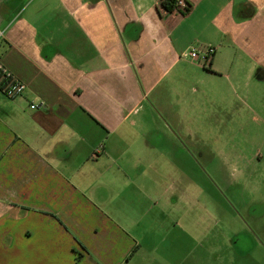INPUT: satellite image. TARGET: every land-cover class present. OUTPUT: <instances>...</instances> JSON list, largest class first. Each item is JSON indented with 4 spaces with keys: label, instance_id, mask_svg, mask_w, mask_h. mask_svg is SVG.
Masks as SVG:
<instances>
[{
    "label": "crops",
    "instance_id": "crops-1",
    "mask_svg": "<svg viewBox=\"0 0 264 264\" xmlns=\"http://www.w3.org/2000/svg\"><path fill=\"white\" fill-rule=\"evenodd\" d=\"M162 2L0 0V56L27 85L0 89V264H264V245L180 209L206 190L162 191L155 160L186 134L173 108L197 72L249 59L264 80V0ZM208 45V67L182 56Z\"/></svg>",
    "mask_w": 264,
    "mask_h": 264
},
{
    "label": "rangeland",
    "instance_id": "rangeland-1",
    "mask_svg": "<svg viewBox=\"0 0 264 264\" xmlns=\"http://www.w3.org/2000/svg\"><path fill=\"white\" fill-rule=\"evenodd\" d=\"M250 61L236 60L239 72L232 70L228 80L197 72L204 82L187 88L189 105L173 108L186 134L173 140L174 155L163 151L155 160L161 169L168 167L159 171L162 191L166 181L178 180L193 192L206 190L200 202L191 197L178 202L180 209L185 205L191 213L216 217L226 236L250 240L251 246L264 245V80L250 72ZM167 206L162 201L154 209ZM252 254L250 258L262 259L260 251Z\"/></svg>",
    "mask_w": 264,
    "mask_h": 264
},
{
    "label": "built area",
    "instance_id": "built-area-1",
    "mask_svg": "<svg viewBox=\"0 0 264 264\" xmlns=\"http://www.w3.org/2000/svg\"><path fill=\"white\" fill-rule=\"evenodd\" d=\"M175 10H179L183 13L190 11V5L187 0H174ZM3 33L0 31V35ZM216 52V47L213 45H208L204 48L191 47L182 53L183 57L189 58L191 61L198 63L204 67H208L211 60ZM27 88L25 82L20 80L16 75H14L4 64L0 56V89L9 98H15L22 95ZM33 110L42 109L45 107L44 102H34L30 105Z\"/></svg>",
    "mask_w": 264,
    "mask_h": 264
},
{
    "label": "trees",
    "instance_id": "trees-1",
    "mask_svg": "<svg viewBox=\"0 0 264 264\" xmlns=\"http://www.w3.org/2000/svg\"><path fill=\"white\" fill-rule=\"evenodd\" d=\"M162 5L167 10H174V7H175L174 0H163Z\"/></svg>",
    "mask_w": 264,
    "mask_h": 264
}]
</instances>
